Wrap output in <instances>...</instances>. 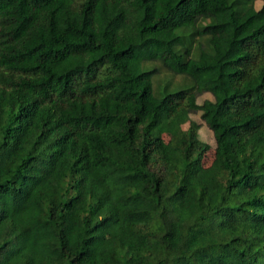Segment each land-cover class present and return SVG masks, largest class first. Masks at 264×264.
<instances>
[{"label": "trees", "instance_id": "16d2710c", "mask_svg": "<svg viewBox=\"0 0 264 264\" xmlns=\"http://www.w3.org/2000/svg\"><path fill=\"white\" fill-rule=\"evenodd\" d=\"M0 264H264V0H0Z\"/></svg>", "mask_w": 264, "mask_h": 264}, {"label": "rangeland", "instance_id": "374dc122", "mask_svg": "<svg viewBox=\"0 0 264 264\" xmlns=\"http://www.w3.org/2000/svg\"><path fill=\"white\" fill-rule=\"evenodd\" d=\"M193 118L200 123V130H199V135L200 137L207 141L210 145H211V149L208 151L204 162L205 164L208 166L212 163L213 159H214V155H215V139L213 136L212 131L206 126L204 120L200 117L199 114H194ZM185 128L189 127V123H186L184 125ZM165 138L167 139V137L165 136Z\"/></svg>", "mask_w": 264, "mask_h": 264}]
</instances>
